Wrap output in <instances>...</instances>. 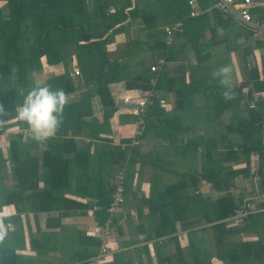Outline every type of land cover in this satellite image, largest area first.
<instances>
[{"label":"trees","instance_id":"obj_1","mask_svg":"<svg viewBox=\"0 0 264 264\" xmlns=\"http://www.w3.org/2000/svg\"><path fill=\"white\" fill-rule=\"evenodd\" d=\"M1 1L5 4L0 7V106L4 112L0 117V123L4 122L6 116H14L16 109L22 107L29 91L36 87L33 75L42 70L40 61L42 57H45L47 65L59 63L64 65L63 74L48 78L42 84L50 86L52 90L63 89L67 94L68 104L56 134L46 142L41 144L35 141L32 134L26 140L21 135H15L9 141L7 158H4L0 150V209L5 205H14L17 210L19 204H27L30 209H35V213L48 212V203L61 202L56 197L57 193L63 190L61 180L66 179V185L70 186L71 182L69 183L68 180L76 174L73 173L72 168L79 166L78 160L81 157L88 156L90 143L110 142L101 137L108 135L109 121L117 108L111 97L109 85L122 81L128 90L142 92L152 89L157 92L171 85L178 97L174 109L176 112H186L188 106L198 111L207 110L209 114L200 120L216 122L218 127L224 126L226 131L224 138L230 135L238 136L236 143L230 141L224 145L223 153L219 152L220 148L213 139L205 140L203 137L186 139L181 147L182 157L185 155L193 156L196 160L201 159V172L186 173L182 176L184 180L176 185H168L164 190L165 196L160 199L164 207L165 203L168 205L165 209H161L158 221L151 224L152 232L168 234L175 231L177 222L182 228L198 223V219L193 223L189 222L187 208L173 211L175 204L171 200L168 201V198L177 195L178 191L183 193L188 185L196 187L203 178L216 191H228L231 187L230 180L218 176L221 170L218 168H221L223 163L238 161L241 157L248 162L252 153H257L260 161L259 176L264 170V101H258L256 108L250 109L244 102V89H242L251 86L256 92H264V82L259 81L253 53L254 49H262L264 42L256 41L257 33L234 20L232 16L224 15L214 9L211 0H198L200 13L194 17L189 16L188 0H126L123 2L124 6L119 7L120 9L115 10L111 15L112 23L106 25H99L91 20L96 11L95 8L90 9L88 0ZM120 3L116 1L115 4ZM261 12L262 8L258 10L252 8L253 14ZM209 14L213 16L216 26L223 31L219 39L216 35L217 27L212 29L209 25ZM129 18L141 19L143 30L147 31L148 40L145 44L148 43L149 50L162 51L164 62L171 63L177 60V41L182 50L193 51L196 66L188 69L190 78L188 85L184 84L186 70H182L177 78L166 79L163 74L160 75L161 66L155 65L157 67L155 72H152L150 67L145 69L133 65L130 68L129 65H121L116 57L113 58V55L106 51L109 39L102 38L113 35L114 29L121 27V24ZM180 21L182 22L180 31L173 35L176 42L167 43L166 28ZM235 26H238L239 30L235 29ZM208 29L211 32V39L205 41V32ZM237 40L240 41L239 44L235 43ZM230 42L236 45L231 51L239 53L243 83L240 88L232 87L233 98L225 100L222 95L224 88L212 77V73L221 67L224 61H230L228 46ZM69 43L73 47L67 50L65 46ZM209 46L213 48L223 46V51L216 55L210 51L206 52ZM226 57L228 59H225ZM70 59H75L77 69L74 70L79 72L77 79L72 76L73 70L70 71L67 67ZM247 64L252 68L248 69ZM151 79H155L154 86L150 84ZM206 80L210 81L209 85H204ZM80 87L85 88L86 91L80 93ZM78 94L79 97L76 98ZM92 94L100 97L104 110L102 123L91 115ZM198 95L202 96L203 101L201 103L193 101L189 104L188 99H195ZM225 113L224 118L222 116ZM129 115L125 116L126 122L135 124L138 117ZM143 120L144 123L156 121L158 126L163 128L166 123L179 121L180 118L168 114L157 98L153 105L146 109ZM18 124L21 128L28 127L26 122H18ZM104 146L107 148L103 152L105 156H97L100 152L95 150L92 156L97 158L95 165L93 167L87 165L84 169L85 173L90 171L89 177H93L86 187L88 190L91 189L93 182L94 188L91 192L95 193L97 205L100 206V210L96 211L95 215L101 222L106 219L110 204L104 193H114L115 189L114 183L107 185L111 170L114 166L115 169L122 170V166L127 161L123 153L115 157L111 151H108L111 147ZM133 152L135 154L138 149L135 148ZM89 158L87 157L84 164H87ZM112 159L114 162L110 165ZM8 161L14 181L11 187L3 186ZM133 165L134 159H131L129 168L126 167L124 171L125 191L131 177L129 171ZM93 170L94 173L91 172ZM237 175V171L228 174L230 179H234ZM261 184L264 187V176ZM216 204L221 212L220 215L215 216V219L222 221L232 215L239 202H234L230 196H224ZM204 217L205 221H211L208 215ZM250 218L239 225L249 224ZM227 223L233 224L229 221ZM233 225L237 227L236 224ZM224 226L225 223L220 222L214 229L217 231ZM216 238L217 245L222 247L220 235ZM4 239L5 235L0 239V264H17V255L13 249L7 247ZM92 242L98 244L96 240ZM221 259L223 260L224 257Z\"/></svg>","mask_w":264,"mask_h":264},{"label":"crops","instance_id":"obj_2","mask_svg":"<svg viewBox=\"0 0 264 264\" xmlns=\"http://www.w3.org/2000/svg\"><path fill=\"white\" fill-rule=\"evenodd\" d=\"M116 1L121 3L116 5ZM124 1L126 0H88L90 9L95 8L96 11L91 20L99 25L111 24V15L115 10L120 9L119 7L124 6ZM259 1L262 4V12L256 15L262 18L264 17V0ZM4 4L5 2L0 0V7ZM261 8L259 6L255 10ZM209 20V25L213 29L216 24L212 15L209 16ZM142 25L141 19L129 18L121 24V27L115 28L113 35L102 38L109 39L106 51L113 55V58L116 57L121 65H129L130 68L133 65L145 69L152 65L161 66L160 75L163 74L166 79L177 78L182 70H186L184 84L188 85L190 82L188 69L196 66L193 51L182 50L177 41V44L175 43L178 52L177 60L171 63L164 62L162 51L149 50L148 43L145 44L148 40L147 31L143 30ZM216 35L218 39L223 35V31L218 27ZM210 39L211 32L208 29L205 32V41ZM239 40L235 43L239 44ZM255 40L264 42V36H258ZM174 41L176 42V38L173 37L167 43L172 44ZM235 43L228 44L230 61L226 60L221 65L231 66L233 87L238 82L243 83L239 53L231 51L236 46ZM69 47H73V45L66 44L67 50ZM263 50L264 47L260 50H253L256 64L258 63L257 54ZM207 51L216 55L223 51V46L216 48L209 46ZM40 61L42 70L33 75L36 86L41 85L48 78L63 74L65 71L64 65L61 63L47 65L45 57H42ZM67 67L70 71L77 69L75 59H70ZM262 68L264 70V64H262ZM73 78L77 79L76 76ZM209 83L210 81L206 80L204 85H209ZM79 89L80 93L86 91L83 87ZM109 91L117 108L109 121L108 135H101V137L110 142L107 144L103 142L95 144V141L90 143L87 156L90 157L89 161L84 164L87 157H81L78 160V167L82 168H72L73 173L76 174H73L72 179L68 180L69 183L71 182L70 186L66 185V179L61 180L64 191L61 190L56 195L61 202L48 203V212L35 213V209H30L27 204H19L17 210L14 205H5L0 209V225H3L4 240L7 247L13 249L17 255V264H90L91 260L99 254L101 244L99 233L108 218V213L106 219L101 222L96 218V211L91 210L93 205H97V199L95 193L91 192V189L94 188L93 182L91 189L88 190L86 187L93 177H89L90 171L85 173L84 169L87 165L91 167L95 165L97 158H92L95 150L100 152L97 156H105L103 152L107 148L104 145L111 147L108 151H111L115 157L124 154L127 161L122 166L123 171L126 167L129 168L130 160L134 159V165L129 171L131 177H129L127 189L123 191L122 196H119L123 204L118 205L115 212L114 233L107 239L109 251L105 264H264V187L261 184L264 170L259 176L258 154L252 153L248 162L244 157H241L238 161L223 163L221 168H218V170L221 169L218 176L221 179L230 180L231 187L228 191H216L202 177L203 179L196 187L188 185L183 193L178 191L177 195L169 197L168 201L171 200L175 204L173 211L187 208L189 222L193 223L197 219L199 221L186 228H182L177 222L175 231L172 233L160 234L159 231L154 233L151 224L158 221L160 212L168 205L165 203L164 207V204L160 202V199L165 196L164 190L168 185H176L184 180L182 176L186 173L201 172V159L196 160L193 156L185 155L182 157L181 147L186 139L202 137L205 140L213 139L216 146L218 145L220 148L219 152L223 153L224 145L230 141L236 143L238 136L230 135L224 138L223 135L226 132L224 126L218 127L216 122L200 120L209 114L207 110L198 111L193 109L194 107L188 106V111L176 112L174 109L178 97L173 86L167 85L157 90L161 106L168 114H173V117H179L180 120L166 123L163 128L153 120L144 123L143 137L140 145L135 147L138 152L134 154L135 148H130L128 144L135 125L126 122L125 116L130 115L126 112L122 101L126 96H136L139 94L138 92L144 96L146 92L128 90L123 81L110 84ZM79 94L75 97L78 98ZM193 101L201 103L202 96L198 95L195 99H188L189 104ZM90 104L92 117L102 123L104 110L100 97L97 94H92ZM20 108L16 109L14 116H6L4 122L0 123V129H2L0 150L4 158L8 157L9 141L13 136L21 135L26 140L32 134L29 126L21 128L18 124V122H24L18 118ZM3 114V108L0 106V117ZM224 115L222 117L225 118L226 113ZM218 155L219 153H217V157H219ZM113 162L114 159L110 161V165ZM6 171L3 186L11 187L14 185V181L9 161L6 163ZM111 171L108 186L115 184L118 169H115L114 166ZM231 171L238 172L234 179H230L228 176ZM91 172L94 173V170ZM185 180L188 179L185 178ZM114 194L115 189L114 193H104L110 203L114 201ZM224 196H230L234 202L241 203L245 200L252 202L255 211L250 216L249 224L236 227L227 223L229 216L222 221L215 219V216L220 215L221 212L216 203ZM75 203L77 204L73 205ZM52 205L59 207L53 208ZM205 215L210 217V222L205 221ZM220 222L225 223V226L216 231L214 227ZM218 235L221 237L222 247L217 245L215 237ZM92 240H96L98 244L93 243ZM221 257L224 259L222 260Z\"/></svg>","mask_w":264,"mask_h":264},{"label":"built area","instance_id":"obj_3","mask_svg":"<svg viewBox=\"0 0 264 264\" xmlns=\"http://www.w3.org/2000/svg\"><path fill=\"white\" fill-rule=\"evenodd\" d=\"M198 0H188L187 5L189 7V16L194 17L197 16L200 11L198 10ZM213 4V8L219 11L224 15H230L234 20L244 25L245 27L253 30L260 37L264 36V17L260 18L256 14L252 13V8L261 7V2L259 0H211ZM182 26V22H177L170 28H166V40L170 42L175 32H177ZM258 56V75L259 81L264 82V70L262 68V64H264V50L257 54ZM247 68L251 69L252 66L247 64ZM152 72L157 70L155 65L150 67ZM78 70H73L72 76H78ZM150 84L152 86L155 85V79L150 80ZM241 82L235 84V87L240 88ZM244 89V102L248 104L250 109L256 108V103L258 101H264V92H256L252 89L251 86ZM136 96L124 97L123 104L126 107V112L128 114L134 115L138 117L137 122L134 124L135 129L133 131L132 136L130 137V142L128 146L130 148L138 147L141 143L143 137V126L144 120L143 115L145 114L146 109L153 105L154 100L159 98L158 93L155 90H150L145 93L144 96H141V92ZM250 98V99H249ZM124 171L119 170L115 176V194L114 201L109 204L107 213L108 218L106 219L104 226L101 228L99 233L100 238V248L99 254L94 257L90 264H105L108 256V237L114 233V216L118 205L123 204V201L119 199V196H122L124 191ZM93 212L100 210V206L93 205L91 207ZM254 208L251 201L245 200L239 203L233 210L232 215L228 218L227 221L232 222L233 224L239 225L244 223L248 217H250L254 213Z\"/></svg>","mask_w":264,"mask_h":264},{"label":"clouds","instance_id":"obj_4","mask_svg":"<svg viewBox=\"0 0 264 264\" xmlns=\"http://www.w3.org/2000/svg\"><path fill=\"white\" fill-rule=\"evenodd\" d=\"M231 73L230 65L221 66L212 73L224 88L222 95L225 100H231L234 95ZM67 104L68 97L63 89L52 90L50 86L41 84L29 91L18 118L28 124L35 141L44 143L56 134ZM3 234V225H0V239H3Z\"/></svg>","mask_w":264,"mask_h":264},{"label":"rangeland","instance_id":"obj_5","mask_svg":"<svg viewBox=\"0 0 264 264\" xmlns=\"http://www.w3.org/2000/svg\"><path fill=\"white\" fill-rule=\"evenodd\" d=\"M234 28L237 29V30H239V27L238 26H235ZM33 81H34V79H33Z\"/></svg>","mask_w":264,"mask_h":264}]
</instances>
